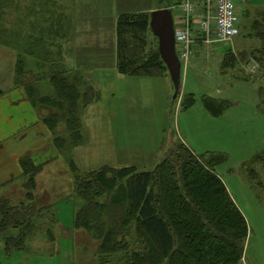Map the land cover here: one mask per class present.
<instances>
[{
  "label": "rangeland",
  "instance_id": "1",
  "mask_svg": "<svg viewBox=\"0 0 264 264\" xmlns=\"http://www.w3.org/2000/svg\"><path fill=\"white\" fill-rule=\"evenodd\" d=\"M74 1L0 2V41L6 44L0 43V202L6 200V207L21 211L19 215L23 217L19 227H6L0 232V264H102L97 253L99 242L85 231L71 228L73 214L83 205L74 193L70 171L71 150L78 141L73 138L76 133L72 136L69 132L64 113L67 105L66 110L59 102L57 106L56 88L49 78L58 75L75 87L77 93L72 97L74 112L71 116L73 121L79 120L83 106L98 98V94L92 87L93 70H80L78 65L84 63L85 57L86 66H90L98 56L82 54V48L77 46L91 42L92 35L104 36L109 45L111 22L110 18L103 23L87 21L84 17L77 20L80 15L87 16L94 11L92 6ZM175 6L171 0H160L139 15L149 19L153 9ZM101 8L107 10L106 6ZM237 13L238 36L224 41L214 36V40L207 43L209 52L201 54L193 68L189 66L184 71L183 67L180 92L193 95L195 104L190 110L174 108L169 127L176 137L181 135L198 156L227 157L214 168V173L222 180L248 226L243 259L238 264H264V79L262 83L256 80L260 73L264 74V68L258 67L254 61L257 55L253 53V49L263 44L255 23L260 25L263 21L264 0H239ZM125 40L140 64L148 67L160 61L157 39L149 29L139 33L137 40L130 35L125 36ZM26 47L35 51V57L22 54ZM120 59L118 57L117 63ZM123 71L126 72V68ZM151 73L154 74L153 70ZM27 88L34 91L30 97L33 105L28 100ZM17 93L26 100L20 107L19 119L23 126L27 125L21 133L18 132V111L10 106L13 99V102L18 100H15ZM202 98L225 100L228 107L219 117L201 119L196 111H203ZM8 117L12 119L7 121ZM11 120H15V124L8 125ZM76 126L74 124L73 129ZM77 132L79 141L84 139L85 147L80 151L84 165L79 168L98 171L99 163L95 160L88 163L87 159L108 135L88 128L83 137L81 126ZM257 155L258 163L251 165L250 161ZM24 158L32 164L24 166L27 172L18 165ZM29 171H33V175ZM28 183H35L37 197L28 190ZM45 189L50 195L46 201L42 194ZM29 194L32 201L28 199ZM3 196L5 198H1ZM110 198L111 194L107 200ZM96 201L103 203L105 199ZM54 205L58 208V220L71 229L60 228L58 220L56 224L51 218V211L46 208L49 206L54 211ZM128 227L133 235V223ZM119 263V257H112L106 264Z\"/></svg>",
  "mask_w": 264,
  "mask_h": 264
},
{
  "label": "trees",
  "instance_id": "2",
  "mask_svg": "<svg viewBox=\"0 0 264 264\" xmlns=\"http://www.w3.org/2000/svg\"><path fill=\"white\" fill-rule=\"evenodd\" d=\"M148 22L149 19L139 14L118 18L116 43L117 59L121 58L117 63L120 73L155 77L166 70L161 60L148 67L140 64L125 40L127 35L137 40L139 33L149 29ZM255 24H258V38L263 43L255 52L258 58L255 61L264 68V18L260 25ZM0 43L6 45L4 41ZM22 54L35 57V51L27 47L22 49ZM156 70L159 72L155 73ZM59 77L53 75L49 79L56 88L57 106L60 104L65 109L67 105L64 113L70 134L76 133L73 137L78 141L76 147L81 143L77 134L80 117L79 120L72 119V97L77 92L72 84ZM27 93L33 105L30 97L34 91L29 88ZM194 101L192 96L185 98L182 108H189ZM204 105L214 116L221 115L227 108L226 103L210 99H205ZM74 124H77L75 129ZM258 156L250 161L251 165L258 163ZM226 158L215 154L197 156L183 144H178L152 172L104 167L81 175L72 164L74 193L83 203L74 214L73 227L99 242L97 253L102 264L112 257H119V264H238L243 259L248 226L222 180L214 173V168ZM28 160H20L24 172H27L24 166L30 165ZM31 184L28 183L27 188L34 192L36 185ZM251 188L257 190L254 186ZM109 194L111 198L107 200ZM102 198L105 202L96 201L104 200ZM28 199L31 200L30 194ZM5 201L0 202V232L6 227L15 229L23 223L21 211L12 207L11 211ZM46 209H50L51 218L57 224L53 208L48 206ZM130 222L134 225L133 235L128 227Z\"/></svg>",
  "mask_w": 264,
  "mask_h": 264
},
{
  "label": "crops",
  "instance_id": "3",
  "mask_svg": "<svg viewBox=\"0 0 264 264\" xmlns=\"http://www.w3.org/2000/svg\"><path fill=\"white\" fill-rule=\"evenodd\" d=\"M75 1L76 4L92 6L94 11L92 14L87 13L90 16L80 15V17H77V20H81V18L84 17L87 21L103 23L107 18H110L109 21L111 22L110 30L108 31L109 37H107L110 40L109 45L106 44L104 36L100 38L92 35L91 42L88 41L83 47L77 46L82 48L80 50L82 54H94L98 56L96 57V62L90 66H86L88 61L85 62V57L84 63L78 65V69L80 70H93L91 76L92 87L98 94V98L91 104L85 106L81 112L80 121L83 137L84 132H86L88 128L95 133L108 135V139L97 147L93 155L87 159V162L90 163L95 160L99 163L101 168L107 167L114 170L132 169L136 172H138V170L152 172L166 158L170 148L175 144H183L194 155H197L192 151L187 141L182 139L181 135L180 137H176L177 134L175 133V135L169 127V124L171 125L174 108L177 110L183 109L182 103L184 99L189 96L193 97V95L186 96L180 92L179 97L173 100L172 83L166 73H162L155 77L127 76L120 73L117 68L116 22L118 18L124 14H139L146 12L148 9L147 6L157 3L160 0ZM171 1L175 3L177 0ZM104 6L107 7L106 11L101 8ZM96 7H98V10H96ZM158 9L164 8H156L150 12ZM202 38V36L196 33V42L192 47V55L185 64L184 71L187 70L189 66L193 68V66L196 65L197 58L201 54L203 55L204 52H209L206 51L207 46L203 44ZM258 49L260 48L253 49V53L256 54L255 52ZM71 59L72 58H69V60ZM263 79L264 74L261 75L260 73L256 80L262 83ZM244 80L246 81L245 78ZM205 99L226 103L224 102L225 100L202 98L201 103L203 111H196L201 119L207 120V118L219 117L224 113L223 111L219 116L212 115L205 108ZM15 100L17 101L13 102V99V101L10 102V106L18 111L17 121L18 123L20 122L18 124L20 127L18 132L21 133L27 126H23L22 120L19 119V114H21L20 107L22 104H25L26 100L24 101V97L20 93L16 94ZM194 104L195 101L187 109L190 110ZM44 112L45 111H43V113ZM12 117H8L7 121L12 119ZM15 122V120H11L8 122V125L11 123L15 124ZM83 141L71 150L72 163L80 172H94L79 168L84 165L80 155V151L85 149ZM19 164L18 162V165ZM34 193L37 197V190ZM42 194L45 197V201L50 198L46 189ZM1 198H5V196ZM54 213L58 220V208H56L55 205ZM58 222L60 228L71 229L73 227V220L71 228L64 227L59 220Z\"/></svg>",
  "mask_w": 264,
  "mask_h": 264
},
{
  "label": "built area",
  "instance_id": "4",
  "mask_svg": "<svg viewBox=\"0 0 264 264\" xmlns=\"http://www.w3.org/2000/svg\"><path fill=\"white\" fill-rule=\"evenodd\" d=\"M175 40L179 59L191 55L194 31L208 41L211 37L230 40L237 35L234 0H180L177 6Z\"/></svg>",
  "mask_w": 264,
  "mask_h": 264
},
{
  "label": "water",
  "instance_id": "5",
  "mask_svg": "<svg viewBox=\"0 0 264 264\" xmlns=\"http://www.w3.org/2000/svg\"><path fill=\"white\" fill-rule=\"evenodd\" d=\"M149 29L157 39L158 55L173 86L172 99L176 100L181 88V64L175 53L174 26L171 11L155 10L149 16Z\"/></svg>",
  "mask_w": 264,
  "mask_h": 264
}]
</instances>
